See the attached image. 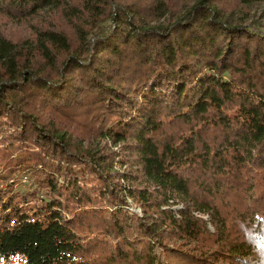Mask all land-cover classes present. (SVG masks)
I'll return each instance as SVG.
<instances>
[{
    "label": "trees",
    "instance_id": "obj_1",
    "mask_svg": "<svg viewBox=\"0 0 264 264\" xmlns=\"http://www.w3.org/2000/svg\"><path fill=\"white\" fill-rule=\"evenodd\" d=\"M261 2L0 0V254L264 264Z\"/></svg>",
    "mask_w": 264,
    "mask_h": 264
},
{
    "label": "rangeland",
    "instance_id": "obj_2",
    "mask_svg": "<svg viewBox=\"0 0 264 264\" xmlns=\"http://www.w3.org/2000/svg\"><path fill=\"white\" fill-rule=\"evenodd\" d=\"M231 19L234 23H240L243 25L254 26L258 28H264V2L256 3L249 5L235 13L231 16ZM28 22H23L21 24H16L15 22L11 21L8 16L0 13V29L12 38H18L20 36H24L28 34ZM110 21L107 19L104 22H100L99 25L95 28L96 30H107L109 27ZM119 147H115L114 149H118ZM18 188L25 189L30 187L29 185L32 184V180L28 182H22L21 180L18 182ZM31 190H36L33 186ZM36 192L40 191L36 190ZM131 207L130 210L134 211L137 215H141L140 209L135 206L131 200H127ZM178 206H175L176 208ZM206 219V216H203ZM209 229H211L210 225H208Z\"/></svg>",
    "mask_w": 264,
    "mask_h": 264
},
{
    "label": "built area",
    "instance_id": "obj_3",
    "mask_svg": "<svg viewBox=\"0 0 264 264\" xmlns=\"http://www.w3.org/2000/svg\"><path fill=\"white\" fill-rule=\"evenodd\" d=\"M0 264H29L26 254L20 251L0 254Z\"/></svg>",
    "mask_w": 264,
    "mask_h": 264
}]
</instances>
